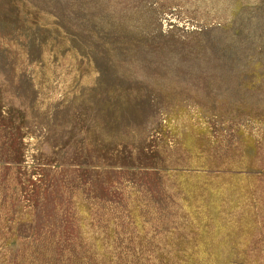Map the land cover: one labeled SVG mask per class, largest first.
Instances as JSON below:
<instances>
[{
  "label": "rangeland",
  "instance_id": "374dc122",
  "mask_svg": "<svg viewBox=\"0 0 264 264\" xmlns=\"http://www.w3.org/2000/svg\"><path fill=\"white\" fill-rule=\"evenodd\" d=\"M0 264H264V0H0Z\"/></svg>",
  "mask_w": 264,
  "mask_h": 264
}]
</instances>
